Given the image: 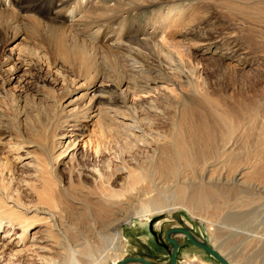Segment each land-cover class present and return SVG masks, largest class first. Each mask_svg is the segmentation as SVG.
Returning a JSON list of instances; mask_svg holds the SVG:
<instances>
[{
	"label": "rangeland",
	"instance_id": "1",
	"mask_svg": "<svg viewBox=\"0 0 264 264\" xmlns=\"http://www.w3.org/2000/svg\"><path fill=\"white\" fill-rule=\"evenodd\" d=\"M17 1L23 5L43 6L44 8L50 6L53 0H50L51 2L49 0ZM97 1L100 5L102 0H96L95 5H97ZM120 1L124 4L128 2V0ZM137 2L141 5L153 2L152 8L156 9V4H158L163 11H166L165 6L173 5V7H177L175 11L179 10L181 13V23L170 25L168 29V41L172 46V52L159 55L160 62L169 76L175 81L181 80L179 82L181 85L178 83L177 88L167 82L159 83L158 86L165 88L173 100L170 98L165 101L157 98L154 101L155 106L159 110H163L158 115L153 111H146L147 96L153 97L155 93L147 95L145 92H140L138 96H133L134 99L140 98L137 100V107L141 121L152 123L144 124L143 128L147 130L151 127L152 130L162 134L159 142L162 146L167 147L166 143L172 126L171 121L175 117H179L183 104L186 108L194 103L197 105H193L194 109L197 110L199 105V110H202L201 113L204 114L205 121L211 122L210 124L213 126L211 132H215H212L213 135L215 134V139L210 143V146L208 144L197 147L198 155L191 165L184 166V168L182 166L177 171H173V168L170 169V172L167 173L168 176L166 174L162 179L163 181L158 178L155 180L156 185L151 181L150 184L147 178L145 179L147 181H137L133 186L134 189L127 190V193L133 192V198L136 196L139 199L143 196V198H149L155 196L160 189L170 191L175 187V184L183 183L189 186L190 198L194 197L195 191L200 187L201 179L207 181L208 177H212L220 179L222 185L228 183V185L219 187L220 191L229 193L228 198L220 201L223 212L240 210L239 208L235 209L236 205L244 203L248 205L242 210L249 211L250 214L241 219L242 221L229 222L227 227L219 225L221 229L215 234L216 240L215 238L212 240L206 225L203 228L200 226L198 213L193 214L187 210H180L175 214H168V212L154 214L144 228L129 225L128 221L134 218V212L126 207L117 205L113 209H109L106 217H99L94 207H90L88 210V207L86 208L82 204L85 201L86 192H90L92 197H100L99 182L96 178L99 172L105 171L106 164L113 160L117 151L115 140L105 139L103 143L110 150L96 156L93 152L94 144L101 138L94 119L86 116L80 119L72 118V120L67 118V123H62L65 118H59L55 113L57 102L65 106L63 112L65 116L68 115L75 106L73 103L79 102L83 86H80V83L71 82L72 79L63 68L58 67L57 69L67 77L61 76L57 70L49 67L46 63L37 64L32 60V57L24 49V44L29 36L23 26L19 33L10 31L11 33L5 35L2 31L0 32V187L3 190L6 187L5 192L8 195L19 199L22 204L28 207L38 206L43 201L51 202L50 192L43 189V180L47 176L41 171L38 173L37 170L42 166L49 168L43 143L50 142L55 129L59 140H64L62 135L64 128L69 131L74 128L76 145L72 149L73 159H70V156L61 157L62 163L56 168L60 185L69 196L62 194L61 198L64 197L63 209L59 210L56 207L53 210L61 221H59L58 227L51 231V233L53 232L51 237L42 242L50 249L48 253H45L46 256L49 255L61 264L66 253L64 248L68 243L62 240L61 235L67 233L78 236V233L84 231L88 233V240L95 245V249L97 248L95 251L100 252L105 245L101 236L112 237L115 230L119 228L124 235V251L112 261L103 264H117L122 258L128 256H140L154 263L167 264L169 262L167 251L171 250V244L165 239V231L168 228L183 227L201 237L209 245L215 246L227 257L228 261L234 264H264V178L244 181L246 184L240 186L232 185L231 179L234 177L236 165L224 162V156L221 154L224 142L220 139L226 127L223 119L226 121L232 119L235 124L241 123V125V121H244L243 127L246 128L249 127V124L254 125L255 123L256 127L264 122V0H137ZM112 3L113 1L108 4L113 5ZM148 8H138V6L129 4L128 7L124 5L119 12H114L120 14L118 16L109 12L100 19L95 18H97L96 20H105L111 17L104 23L113 38L110 42L115 43L113 42L116 40L115 27L118 28L121 22L124 40L135 36L141 37L152 29V17L156 19V22L159 19L154 16L153 9ZM111 13H113V17ZM156 24L154 23L155 26H159ZM70 25L71 32L86 39L88 43H98L104 37L101 31L95 36H88L87 34L93 30L92 28L85 29L83 32L80 25ZM159 41L160 38H157L156 42ZM181 45H186L190 55L182 50ZM109 48L110 46L100 50ZM147 52L148 49H145L144 53ZM12 66L15 69L11 71ZM126 67L129 69L128 66ZM190 67L193 68L192 71H188ZM179 74L181 77H178ZM129 80L132 79L129 78ZM137 82L143 84L142 79H138ZM103 84L107 85V82ZM181 92L184 94L183 96L180 95ZM181 97L182 99H180ZM257 104L261 112L258 111L257 119L249 123L251 120L250 111ZM16 108H19L18 115H16ZM60 124L62 129L57 127ZM250 131L243 133V137L247 135L246 139H250L249 143L237 145L236 152L242 162L252 157L255 151L253 142L256 132L255 130ZM19 134L22 137H18ZM19 140V144H13ZM215 154L216 166H213L211 161H214ZM151 155V150L145 153V151L137 149L128 156L126 155V167L132 169L130 172H138L142 167L148 168L151 165ZM26 161H29L30 164H26ZM242 162H240L241 165H244ZM68 166L73 170L71 178ZM210 169L214 170L211 173L212 176ZM127 174L129 175L127 172H122V174L120 172L115 176L112 185L115 190L121 191L128 183L130 179ZM65 197L67 199L69 197L70 201ZM222 202H226L224 203L226 205ZM89 213H92L91 216L94 219H89ZM208 213L215 216L211 210ZM13 216L14 213L7 209L4 210V204H0V264H44L41 261V254L28 246L26 240L21 241V228L16 225L9 226L5 222L6 219L12 218L15 223ZM115 217L119 219L120 223L115 222ZM220 221L217 219L216 222ZM44 235L45 233H42L41 236ZM72 236V241H69L70 246L75 242ZM155 236L160 242L167 245L168 250L158 244ZM183 237L184 242L179 245L175 264H220L207 252L193 245L186 236ZM193 255L196 256L195 260H191ZM163 257H167L166 261H160ZM82 260L84 261V258Z\"/></svg>",
	"mask_w": 264,
	"mask_h": 264
},
{
	"label": "bare ground",
	"instance_id": "2",
	"mask_svg": "<svg viewBox=\"0 0 264 264\" xmlns=\"http://www.w3.org/2000/svg\"><path fill=\"white\" fill-rule=\"evenodd\" d=\"M95 1L96 0H53L50 6H45L43 8V6L23 5L17 0H0V32L2 31L5 35L10 31L19 33L22 29L21 26L25 27L29 37L27 38L26 44H24V49L26 53L32 57L31 59L37 64L46 63L49 67L57 70L61 76L67 77V75H69L72 79L71 82L80 83V86H83L79 102L73 103L75 106L68 115H64L63 111L65 106L57 102L55 113L59 118H65L62 123H67V118L72 120V118L80 119L86 116L94 119L101 138L100 141L94 144L93 152L96 156L105 154L110 150L109 147L105 146V143H103L105 139L111 140L112 138L115 140L117 151L115 152L113 160L106 164V169L103 173L99 172L98 177H95L99 182L100 197L95 194L93 195L96 197H92L90 196V192H86L85 201L82 204H84L86 208L88 207V210H90V207H94L99 217H106L109 209H113L117 205L126 207L134 212V218L128 221L129 225L143 228L146 227L151 216L154 214L163 212L175 214L180 210H187L193 214L198 213V217H200L198 221L200 226L203 228V226L206 225V229L213 240L216 237L215 234L221 229L219 225H225L224 227H227L229 222L239 221L250 214L248 213L249 211L242 210L248 205L244 203L236 205L235 209L239 208L240 210L222 211L223 209H221L222 204H220V201L221 199L228 198L229 193L220 191L219 187L228 185V183L222 185L220 179L207 176L209 179L207 181L201 179L200 187L195 191L194 197L191 196L190 198L188 194L189 186L183 183L175 184V187L170 191L160 189L155 196H150L149 198H143L144 196L140 197L141 199H139L138 196L133 198V192L127 193V190L132 191L134 189L133 186L137 181H147L145 180L147 178L149 183L151 181L152 184L154 183V185H156L155 180L157 178L159 180L164 179L165 175L170 172V169L173 168V171H177L182 166L184 168V166L191 165L197 158V147L206 146L208 144L210 146V143L215 139V134H212V132H215H211L213 126L210 124L211 122L209 123L203 118L204 114L201 113L202 110H199L200 106L198 105V109L196 110L193 105H197L194 103L186 108L183 104L181 112H179V117H175L171 121L170 136L168 140L166 139L167 147H164L160 144L161 142H159L162 134L160 135L159 132L152 130L151 127L147 130L143 128L144 124L149 125L152 123L141 121L137 107V100L140 98H133V96H138L140 92H145L147 95L155 93L153 97L147 96L148 106L146 111H153L156 115L163 111L155 106L154 101H156L157 98L164 99L165 101L170 98L173 100L166 92L165 88L158 85H160L159 83L167 82L178 88L181 80L175 81L169 76L163 64L160 62L159 55L161 53L172 52V46L169 45L168 41V29L170 25H178V22L181 23V13L179 10L175 11L177 7H173V5L165 6L166 11H163L161 7L156 4V9H154L152 8V6H154L153 2H146V4L142 3L141 5L137 0H134V2L133 0H128L126 4L120 0H102L100 5H98V1L96 2L97 5H95ZM111 1H113V5L108 4ZM129 4H131V6H138V8L149 7L153 9L154 16L159 20L156 22V19L152 17L151 30L147 33L145 32L141 37L135 36L136 38L134 37L126 40L123 39V25L121 22L118 28L115 27L117 31L115 35L116 40L113 41L115 43H112L110 42L113 40L112 35L109 33L107 25L104 23L111 17L105 20L96 19L104 17V14L106 15L109 12H119L124 5L128 7ZM113 13H111L112 17ZM114 15L118 16L120 14L114 13ZM154 23H157L156 25L159 26H155ZM70 24L80 25L83 32H85V29L92 28L93 30L87 34L88 36H95L101 31L104 37L98 41V43H88L86 39L76 36L71 32ZM107 34H110V36L105 37ZM157 38H160L159 42H156ZM108 46H110L109 49L100 50ZM181 47L183 51L190 55L186 45H181ZM145 49H148L147 53H144ZM228 49L229 47L227 50ZM181 64H183L182 61ZM126 66H128L129 69H127ZM58 67L60 69L63 68V70L67 72V75L64 76V73L57 69ZM191 68L192 67H190L188 71H192L193 68ZM14 69V66L10 68L11 71ZM152 73H154V75H152ZM178 77H181V74H179ZM129 78L132 80H129ZM138 79H142L143 84H139L137 82ZM99 82L100 84H97ZM104 82H107V85H104ZM66 90L69 92L68 89ZM180 95L183 96L184 94L181 92ZM180 99H182V97ZM18 109L19 108L15 109L16 115H18ZM216 109L218 110V108ZM251 110V120H249V123L257 119L258 111H260L259 105H255ZM177 118H179V120H177ZM223 121L226 127L224 134H221L222 136L220 138L224 142L221 154L224 156V162H231L236 165L235 174H233L234 177L231 179L232 185L240 186L241 184H246L244 181L264 178V122L256 127L253 122L254 125L249 124V127L246 128L243 127L244 121H241L242 125L241 123L235 124L232 119H227V121L223 119ZM57 127L58 129H62L61 124ZM72 129L74 130V128ZM73 130L69 131L64 128L62 134L64 140H59L55 129L52 133L50 142L43 143V148L48 158L49 168L47 169L45 166H42L37 170L38 173L41 171L42 174H46L47 176L43 180V189L48 193L50 192L51 202L43 201L40 202L38 206L28 207L22 204L19 199L8 195V193L5 192L6 187L5 190L0 187V204H4V210L7 209L14 213L13 218L16 221L14 223L12 218H8L5 222H7L9 226L14 227L16 225L21 228V241L26 240L28 246L36 250V252H39L41 254V261L44 264H59L57 260L49 257V255L46 256L45 253H48L50 249L46 244H42V242L51 237L53 233H51V231L58 227L59 221H61L53 210L56 207L59 208V210L63 209L64 197L61 198V196L62 194L66 196L68 193L65 192L64 188L60 185V178L56 172V168L62 163L61 157L70 156V159H73L74 152H72V149H74L76 145V135ZM250 130H255L256 132L253 142V149L255 151L252 157L245 159L243 161L244 165H241L240 162H242V160H240L241 158L239 159V154L236 152L237 145H239V143L246 145L249 143L250 139H246L248 138L247 135L243 137V133L249 132ZM17 131H19V128H17ZM20 135L21 134H19L18 137H22V135ZM19 143L20 140L13 144L16 145ZM137 149L145 151V153L151 150V165L148 167L150 169L142 167L138 172H130L132 169L126 167V155L128 156ZM214 156V161H211L213 166L216 163L215 159H217L216 154ZM205 161L207 162V160ZM28 162L29 161H26L25 163L27 164ZM30 163H32L31 160ZM26 166L28 167V165ZM197 166L199 165L197 164ZM136 170L138 169L136 168ZM209 171H211L210 174L214 172L213 169ZM68 172L71 178L73 170L69 166ZM120 172L121 174L122 172L129 173V175H127L130 179L129 181L127 180L128 183H126L124 188L122 185L123 189H121V191L115 190L112 186L115 176ZM79 175L82 174L79 173ZM227 181L229 180L227 179ZM150 184L149 186H151ZM146 186L148 187L147 184ZM67 200H69V197ZM222 203L224 204L226 202ZM68 206L70 207L71 205L68 204ZM120 207L119 209H122ZM70 208H72V206ZM194 210H196V212H194ZM209 210L214 212L215 216L208 213ZM29 213L31 214L29 215ZM91 214L92 213H89V219H94ZM217 219L221 221L216 222ZM114 220L115 222H119V219L116 217ZM30 230L33 231L30 232ZM42 233H45V235L41 236ZM190 233L194 239L206 243L201 237L191 231ZM78 234V236H72L73 234L70 235L67 233L61 235L62 240L66 243L68 242L66 248H64L66 249V253L64 254V259L61 261V264H103L112 261L113 258L124 251V235H122L119 228L115 230L112 237L104 238L101 236L105 245L102 247L103 250L98 249L101 250L100 252L95 251L97 248L95 249V245L88 240V233L84 231ZM71 236L72 238L74 237L73 241H75L72 246L69 244V241H72ZM170 236L176 239L179 245L184 242L183 236L185 235L182 233L174 232ZM165 250L167 249L165 248ZM168 251H172V245L171 250ZM83 258L84 261L82 260ZM166 258L167 257H163L160 261H166ZM195 259L196 256L193 255L191 260ZM228 262L234 264L233 262ZM127 264L140 263L132 261Z\"/></svg>",
	"mask_w": 264,
	"mask_h": 264
},
{
	"label": "water",
	"instance_id": "3",
	"mask_svg": "<svg viewBox=\"0 0 264 264\" xmlns=\"http://www.w3.org/2000/svg\"><path fill=\"white\" fill-rule=\"evenodd\" d=\"M149 229L153 233L151 227H149ZM174 232L184 234L190 240V242L192 244H194L196 247L201 248L202 250L207 252L215 260H217L220 264H230L228 262L227 257L224 254H222L215 246H210L207 243H203V242H200V241L194 239L192 237L190 231L186 228H183V227H177V228H173V229L168 228L165 231V234H164L165 239L167 242H169L172 245V251H170V252L168 251L170 257H169V262L167 264H175L176 255H177V252L179 249V244H178L177 240L170 236ZM155 238L157 239L158 244H160L164 249L166 248L168 250L165 243L160 242L158 237L155 236ZM132 261L138 262L140 264H157V263L151 262V261L147 260L146 258L140 257V256H128V257L122 258L117 264H127V263L132 262Z\"/></svg>",
	"mask_w": 264,
	"mask_h": 264
}]
</instances>
